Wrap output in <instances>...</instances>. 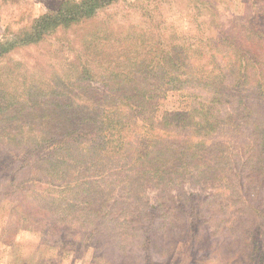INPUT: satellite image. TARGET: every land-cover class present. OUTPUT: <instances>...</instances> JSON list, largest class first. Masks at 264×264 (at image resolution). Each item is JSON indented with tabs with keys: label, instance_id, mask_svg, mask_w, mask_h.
<instances>
[{
	"label": "trees",
	"instance_id": "trees-1",
	"mask_svg": "<svg viewBox=\"0 0 264 264\" xmlns=\"http://www.w3.org/2000/svg\"><path fill=\"white\" fill-rule=\"evenodd\" d=\"M118 1L61 0L56 8L39 13L28 25L12 32L11 37L0 39V127L16 122L17 133H25L20 122L29 116L30 133H43L29 138L32 148L45 143L55 145L53 159H43L38 164L26 158L28 144L11 136L4 143L10 145V158L19 155L26 167L25 175L38 167L41 178L58 182L59 192L79 201L80 210L69 211L71 220L88 227L97 223L81 247L88 248L89 239L96 244L100 234L108 231L103 234L108 237L103 238H107L104 242L109 247L102 250L115 263L118 254L136 258L132 248L144 243L152 242L151 248H157L158 237L153 233L162 223V228L168 230L172 217L194 220L205 205L213 207L219 203L217 209L224 214L228 203L233 207L226 218L215 222L212 232L223 233L222 228L227 230L229 221L234 223L231 229L238 227L236 222L244 227L249 217L263 226L264 31L254 25L246 28L245 38L239 39L220 29L216 44L212 45L211 39L205 42L203 63L195 58L194 40L189 42L176 33L178 38L173 42V34L166 39L165 33L160 35L136 24L125 28L112 25L106 18L101 21V11ZM66 31L68 36H60ZM40 44L60 52L65 50L60 63L50 64L40 56L32 63V68L37 69L33 71L17 60L4 62V57L17 49ZM43 65L49 66V71ZM34 80L38 81L36 85ZM184 86L191 88L189 94L200 98L199 104L211 106L209 117L203 122L192 120L208 115L205 106L187 114L181 124L172 121L168 112L159 119L161 114L149 109L153 100L161 98L169 88ZM14 90L22 96L21 101L12 95ZM223 103L227 104L224 111L220 108ZM159 128L162 131H156ZM149 132H153L154 139H150ZM224 132L233 133L235 140L226 144L216 140L210 146L206 139H185L198 133L217 137ZM178 134L183 141L172 139ZM193 148L198 154L188 153ZM3 157L1 162H8L7 155ZM140 164L146 174L135 178L130 173ZM92 167L97 170L96 178L86 173ZM222 175L232 187L229 201L208 190L220 189L217 181H222ZM116 181L122 184V192L133 191V186L141 182L153 189L168 185L170 192L176 185L173 205L166 210L158 199L146 201L121 223L118 209L112 207L120 199L109 195L103 200L100 186L96 187L98 192L88 189L94 183L107 185ZM186 184L191 189L187 190ZM48 189L42 188L44 192ZM70 200L61 199L64 204ZM126 202L130 201L126 198ZM159 211L163 215L157 221ZM61 216L65 223L70 213ZM188 240L190 235L185 242Z\"/></svg>",
	"mask_w": 264,
	"mask_h": 264
},
{
	"label": "rangeland",
	"instance_id": "rangeland-1",
	"mask_svg": "<svg viewBox=\"0 0 264 264\" xmlns=\"http://www.w3.org/2000/svg\"><path fill=\"white\" fill-rule=\"evenodd\" d=\"M60 1L0 0V39L11 37L12 32L19 31L28 25L39 13L56 8ZM100 17L101 21L105 20L104 18L112 21V25L121 24L126 28L136 24L146 30L152 29L160 35L165 33L164 38L166 39L167 35L173 34L171 35L173 42L178 36L187 38L189 42L194 40L196 42L194 48L197 51L195 58L206 63L204 44L208 39H211L212 45L216 44L220 29L239 39L245 38L246 28L254 25L264 31V0H119L101 11ZM108 25L110 26V23ZM68 32L66 31L60 36L63 34L68 36ZM51 48L47 44L23 47L4 57V62L17 60L29 65L33 71L37 69L32 68V63H35L36 58L38 59L40 56L42 60H46L50 64H59L65 50L60 52ZM218 57L221 58L220 55ZM43 67L46 71L50 69L49 66L43 65ZM25 76L19 77V80L22 81ZM37 82L34 80L33 83L36 85ZM190 91L191 88L187 86L169 88L165 95L153 100L149 109L153 108L156 111H154L155 114H161L159 119L162 118V113L168 112L172 116V121L181 124L187 114L205 106L209 112L208 115L200 116L192 121H202L208 118L211 106L199 104L200 98L193 97L189 94ZM12 95H16L21 101L22 96L15 90ZM12 95L10 94V99H12ZM225 107L227 104L223 103L220 108L224 111ZM28 117L20 122L23 124L21 125L25 133H17L19 125H16V122L13 124L6 122L0 127V140H3L0 143V159H3L5 155L9 159L8 162L0 160V264H264V233H262L264 225H256L253 217H249V221L244 224V227L242 225L240 227L236 222L235 225L238 227L231 229L229 227L234 223L229 221L226 222L228 223L227 230L226 227L222 228L223 233L212 232L211 228L215 226V222L220 217L226 218L225 215L230 214L233 210L231 204L226 201H222L229 205L225 208V214L217 209L220 206L219 203L213 207L205 205V209L199 210L194 216V220L190 217L187 221L172 217L173 211L170 210L173 222L168 224L169 229L164 230L162 228L164 223H162L163 225L159 226L158 231L155 230L153 233L155 237H158V247L152 249V242L150 245L144 243L138 248L133 247L132 250L136 253V258L134 255L122 257L121 254H118L116 263L106 258L103 250H108L109 246L108 243L105 245L104 240L107 238H103V236L107 235L103 234L108 231L100 234V240L96 244L89 242L91 240L89 239L86 243H89L88 248L81 247L84 238L92 234L89 232H92L97 223H92V226L88 227L71 220L73 215L69 211L80 210L82 204L73 200L72 195L67 193L63 195L59 192L57 190L58 182H52L44 175V178H41L42 172L38 167L34 171H28V175H25L26 167H23L24 164L20 162V156L10 158L13 154H9L8 147L10 145L4 144L13 136L28 144L26 158L31 162L36 161L41 164L43 159H53L52 156L55 154L52 147H55L54 144L45 143V146L32 148L34 144L29 141V138L43 136V133L40 131L30 133L29 124L31 122ZM232 121L235 122L234 119ZM35 127L37 128V126ZM91 127L92 125L89 129ZM156 131L162 130L159 128ZM145 135L147 136V134ZM148 136L152 140L153 132H149ZM172 139L183 141L179 134ZM185 139L189 141L206 139L210 146L214 145L216 140L222 141L221 143L224 144L235 140L231 132H224L217 137L211 135L207 137L198 133ZM192 151L195 152V155L198 154V150L195 148L190 149L188 153L190 154ZM21 168L22 170H19ZM145 171V168L140 164L130 174L136 178L144 176ZM86 173L96 178L94 175L97 170L92 167ZM221 178V182L217 181L218 184L220 183L219 190L217 188H208V190L218 193L220 199L225 197L229 201L227 197L232 191V187L229 186L223 175ZM48 179L49 182H47ZM25 183L28 187H25ZM142 183L133 186V191L129 192L119 191L122 185L119 181L107 183V185H105L106 182L94 183L93 187L88 189L95 188L97 191L96 187L100 186L101 193L104 195L101 196L103 200H106L109 195L117 196L116 198L120 199L115 201L117 204L112 207L118 209L117 214L120 216L121 223L129 213L137 208H142L146 201L150 203L158 199L160 207L166 210L173 205L176 185L172 186L174 188L170 192V189L167 188L168 185L156 186L157 188L153 189L150 186L142 185ZM43 186L49 189L44 192ZM186 188L187 190L191 189L188 184H186ZM193 190L196 192L197 188ZM88 192L92 191L88 190ZM126 198L130 201L129 203L126 202ZM61 199H66V202L68 199L72 200L70 203L64 204ZM207 208L209 209L208 213L206 212ZM64 213H70L68 221L65 223L61 218ZM162 215L161 211L156 213L157 221L161 220ZM241 228L244 229L242 233ZM144 235L149 234L144 233ZM189 235L190 240L185 242ZM165 237L170 240H165ZM103 244L104 246H102ZM148 248H151L152 252Z\"/></svg>",
	"mask_w": 264,
	"mask_h": 264
}]
</instances>
